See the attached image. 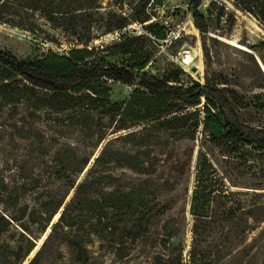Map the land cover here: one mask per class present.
<instances>
[{
  "label": "trees",
  "instance_id": "trees-1",
  "mask_svg": "<svg viewBox=\"0 0 264 264\" xmlns=\"http://www.w3.org/2000/svg\"><path fill=\"white\" fill-rule=\"evenodd\" d=\"M225 1L264 26V0H211L207 12L218 7L217 19L228 17L233 26L236 16ZM164 2L0 0L1 22L33 30L40 29L43 21L75 44L67 53L49 50L32 60L0 49V100L15 95L31 102L27 95L33 96L31 114L46 109L60 135L77 128L88 136L97 134L98 145L104 142L93 162L94 153L86 155L74 146L60 149L54 175L57 180L66 179L68 187L59 198L42 202L30 213L24 209L20 216L0 209V237L11 232L14 223L23 232V240L15 246L0 240V264H58L64 252L72 264H92L88 246L95 240L100 251L118 260L130 257L140 246L157 247L152 264H243L255 250H264V192H256L264 184H252L248 187L252 193L234 190L242 186L240 179L254 174V168L260 169L264 180V125L241 119L242 100L227 76L211 72L205 83L185 86L179 76L160 77L144 71L147 60L134 69L109 62L110 49L135 52L130 33L112 45L94 43L134 24L165 38L164 30L152 29L158 26L153 20L156 8ZM204 4L205 0H189L194 26L203 35L207 51L211 25L201 12ZM260 47L264 50V41ZM111 81L135 88L128 99L113 102ZM95 115L98 123L90 122ZM140 124L166 139V158L161 162L114 146V141H129L135 131L107 140L109 129L117 133ZM182 141L187 144L179 152L175 143ZM196 142L201 149L189 210L192 241L187 250V210L183 209L180 222L170 215L174 202L165 195L175 191V182L163 177L162 169L167 168L172 178H188ZM220 152L230 163V169L222 172L212 161ZM120 168L137 176L118 175Z\"/></svg>",
  "mask_w": 264,
  "mask_h": 264
},
{
  "label": "rangeland",
  "instance_id": "rangeland-1",
  "mask_svg": "<svg viewBox=\"0 0 264 264\" xmlns=\"http://www.w3.org/2000/svg\"><path fill=\"white\" fill-rule=\"evenodd\" d=\"M210 1L205 0L201 7V12L210 18L211 25L210 33L206 36L207 51L202 42L203 35L194 26L189 0H165L163 6L156 8L153 20L158 26L152 29L157 32L164 30L166 37L163 39L157 38L144 25L134 24L126 31L108 34L94 43L112 45L122 34L130 33L135 52L123 54L110 49L107 51L109 62L134 69L147 60L144 71L160 77L179 76L180 83L185 86L197 81L205 83L211 72L223 73L231 82L230 86L240 94L243 104L239 111L241 119L252 125H264V50L260 47L264 41V26L254 17L225 1L228 9L236 16L235 24L230 26L228 17L221 21L217 19L218 7L213 8L211 14L207 12ZM41 24L40 29L29 30L0 21V49L10 51L21 59L32 60L49 50L64 54L75 46L60 30L43 21ZM187 52L193 55V60L188 64L183 60ZM193 68H196V71H193ZM110 88L112 101L122 102L129 98L135 87L111 81ZM28 97H32L31 102L18 100L15 95L0 100V209L16 216H20L24 209L30 213L42 202L55 196L59 198L66 192V179L57 180L54 175L56 160L62 147L65 149L74 146L86 155L94 153L91 158L93 162L104 144L102 142L98 145L97 134L88 136L77 128L68 129L60 135L54 117H51L46 109H40L37 115L31 114L35 99L30 95H27ZM202 106L203 103L198 107ZM92 121L98 123L97 115L93 116L90 122ZM112 130L109 129L107 140L127 131L136 132L129 141H114L115 147L139 152L141 156L150 155L151 157L147 158L151 161L154 157L158 158V162L166 158V154H163L166 139H160L159 132L147 124L135 125L117 133H110ZM185 144L187 141L175 143L177 151L181 152ZM200 149V142H196L188 178H172L167 168L162 169V176L175 182V191L165 195V199L174 202L170 215L180 222L183 209L187 210V250L192 241L193 221L189 210ZM212 161L219 172L230 169V163L221 152L215 154ZM253 171L254 174L251 172L240 179L242 186L234 190L252 193L254 190L248 187L252 184H264L260 169L254 168ZM116 173L126 177L137 176L125 168L116 170ZM256 192H264V189H257ZM57 215L53 222L58 219ZM28 220L25 218L24 222L28 224ZM179 222L175 224L179 225ZM49 230L50 228L39 240L38 247ZM22 233L18 223H14L12 231L1 236L0 240L15 246L23 240ZM98 246L99 242L96 240L88 246L94 257L92 264H152L153 255L158 250L157 247L140 246L130 257L118 260L113 254L100 251ZM34 253L35 251L29 258ZM58 264H72L67 252H64ZM243 264H264V250H255Z\"/></svg>",
  "mask_w": 264,
  "mask_h": 264
},
{
  "label": "bare ground",
  "instance_id": "bare-ground-1",
  "mask_svg": "<svg viewBox=\"0 0 264 264\" xmlns=\"http://www.w3.org/2000/svg\"><path fill=\"white\" fill-rule=\"evenodd\" d=\"M184 59V62L185 63H190L192 60H193V55L191 54V53H189V52H187L185 55H184V57H183ZM59 216V214L57 215V217Z\"/></svg>",
  "mask_w": 264,
  "mask_h": 264
},
{
  "label": "water",
  "instance_id": "water-1",
  "mask_svg": "<svg viewBox=\"0 0 264 264\" xmlns=\"http://www.w3.org/2000/svg\"><path fill=\"white\" fill-rule=\"evenodd\" d=\"M195 69H196V68H193V71H196Z\"/></svg>",
  "mask_w": 264,
  "mask_h": 264
}]
</instances>
